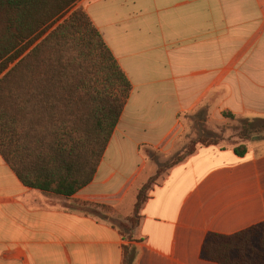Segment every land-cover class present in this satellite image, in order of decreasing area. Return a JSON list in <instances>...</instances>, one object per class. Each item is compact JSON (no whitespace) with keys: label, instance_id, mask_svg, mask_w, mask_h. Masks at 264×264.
I'll use <instances>...</instances> for the list:
<instances>
[{"label":"crops","instance_id":"1","mask_svg":"<svg viewBox=\"0 0 264 264\" xmlns=\"http://www.w3.org/2000/svg\"><path fill=\"white\" fill-rule=\"evenodd\" d=\"M77 7L132 91L93 180L71 198L24 187L0 157V264H121L123 247L131 264H216L200 258L208 234L264 222V136L252 137L243 157L198 147L149 191L131 232L121 233L115 219L132 214L138 189L162 165L140 148L166 152L183 130L180 116L207 102L225 119H264V0ZM96 205L105 214H91Z\"/></svg>","mask_w":264,"mask_h":264},{"label":"trees","instance_id":"2","mask_svg":"<svg viewBox=\"0 0 264 264\" xmlns=\"http://www.w3.org/2000/svg\"><path fill=\"white\" fill-rule=\"evenodd\" d=\"M79 1L0 0V157L24 187L66 199L93 180L132 91ZM254 136H264V119L242 122L239 137ZM216 144L200 136L160 165L126 222L116 223L119 231L138 225L149 191L171 168L198 145ZM233 151L243 157L247 148ZM200 258L264 264V222L231 236L208 234ZM121 264H131L126 247Z\"/></svg>","mask_w":264,"mask_h":264},{"label":"rangeland","instance_id":"3","mask_svg":"<svg viewBox=\"0 0 264 264\" xmlns=\"http://www.w3.org/2000/svg\"><path fill=\"white\" fill-rule=\"evenodd\" d=\"M205 104L206 105H203V107L197 112L187 113L183 116H180L179 121L182 124L183 130L179 136L175 138L173 145L170 146L166 152L153 149L152 147L142 146L140 148L141 153L144 154L145 151H151V153H153L154 160L158 161L159 164H164L168 162L173 156L180 153L187 146V144L190 143V141L197 140L200 136H212L213 138L217 139V144L212 146L224 149H234L239 145H245L248 141H251L252 137L248 138L247 140L241 139L239 137L242 119H225L215 113L213 109H210L207 102ZM200 111L202 114L198 113ZM199 120H202V122ZM135 138H141V135L136 134ZM198 147H200V145H198L196 149ZM113 150L114 148H112L110 152H113ZM150 163L156 169V165L153 162ZM160 180H158V182ZM88 209L95 211L100 215L105 214V212L96 207L91 206ZM115 220L117 223L126 222L125 219Z\"/></svg>","mask_w":264,"mask_h":264}]
</instances>
